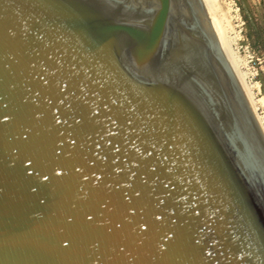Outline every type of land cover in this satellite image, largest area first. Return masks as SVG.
Returning a JSON list of instances; mask_svg holds the SVG:
<instances>
[{"label":"water","instance_id":"1","mask_svg":"<svg viewBox=\"0 0 264 264\" xmlns=\"http://www.w3.org/2000/svg\"><path fill=\"white\" fill-rule=\"evenodd\" d=\"M0 264H264V133L202 0H0Z\"/></svg>","mask_w":264,"mask_h":264},{"label":"rangeland","instance_id":"2","mask_svg":"<svg viewBox=\"0 0 264 264\" xmlns=\"http://www.w3.org/2000/svg\"><path fill=\"white\" fill-rule=\"evenodd\" d=\"M238 18L239 56L246 59L254 85L257 107L253 106L264 133V0H231ZM262 104V105H261Z\"/></svg>","mask_w":264,"mask_h":264},{"label":"bare ground","instance_id":"3","mask_svg":"<svg viewBox=\"0 0 264 264\" xmlns=\"http://www.w3.org/2000/svg\"><path fill=\"white\" fill-rule=\"evenodd\" d=\"M202 1L217 26L237 73L243 83L252 107L255 106L256 108L259 100L257 101L255 99L256 93L254 92V85L250 82L251 74L247 69L246 59L240 57L238 52L237 45L241 36L238 29V18L233 10L231 0Z\"/></svg>","mask_w":264,"mask_h":264}]
</instances>
